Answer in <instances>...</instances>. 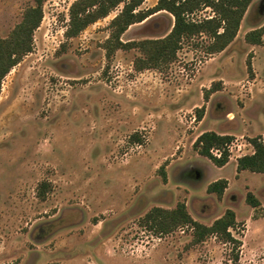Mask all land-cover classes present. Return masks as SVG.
<instances>
[{
	"label": "rangeland",
	"instance_id": "rangeland-1",
	"mask_svg": "<svg viewBox=\"0 0 264 264\" xmlns=\"http://www.w3.org/2000/svg\"><path fill=\"white\" fill-rule=\"evenodd\" d=\"M74 1L45 0L33 52L3 82L0 264H264V173L237 170L238 159L255 151L251 140L264 141V38L262 45L245 39L264 26V3L251 19L261 0L253 2L223 52L209 54L201 34L185 40L170 65L137 71L139 49L118 50L109 61L103 48L123 6L67 40ZM34 4L0 0V38ZM213 16L204 8L192 18ZM173 25L169 13L158 12L122 39L163 38ZM215 83L221 90L206 101ZM206 131L234 137L226 166L195 148ZM188 166L206 174L185 182L180 174ZM222 178L229 187L220 199L207 188ZM249 192L261 206L246 201ZM180 202L205 225L232 209L241 245L216 235L195 243L191 227L161 233L145 221L154 207Z\"/></svg>",
	"mask_w": 264,
	"mask_h": 264
},
{
	"label": "trees",
	"instance_id": "trees-1",
	"mask_svg": "<svg viewBox=\"0 0 264 264\" xmlns=\"http://www.w3.org/2000/svg\"><path fill=\"white\" fill-rule=\"evenodd\" d=\"M147 0H76L69 9V21L65 31L67 40L78 37L90 25L108 17L113 11L123 6L120 12L109 24L110 36L103 45L106 57L110 61L118 50L139 49L142 57L135 61L137 71L157 69L170 65L178 57L183 42L201 34L209 38L206 50L209 54H217L226 50L237 38L242 21L255 0H158L150 9H140ZM45 0H35L28 7L22 20L15 26L7 38H0V95L3 82L11 70L23 58L34 50V34L44 18ZM264 0L256 4L251 11V19L257 18L262 11ZM204 8H211L213 17L194 19L192 16ZM167 12L174 18V25L168 35L158 39L124 42L122 36L130 26L141 23L158 12ZM260 22L255 20L256 25ZM260 24V23H259ZM264 26L253 29L246 34V41L252 45H262ZM65 47V44L63 45ZM221 90V84H214L205 92V100L210 95ZM206 107L198 109V118L204 116ZM234 137L229 134H219L206 131L201 134L195 148L199 153L209 158L217 167L226 166L231 157L229 146ZM255 149L253 154H247L238 159V172L250 171L264 173V141L261 137L251 140ZM216 152V153H215ZM217 152L219 155H217ZM202 172H201V171ZM201 168L188 166L181 172L180 178L193 183L204 176ZM44 186V185H43ZM229 187L225 178L209 184L207 191L222 198ZM44 187L41 194L44 196ZM246 201L254 208L261 206L260 199L249 192ZM147 223H152L161 233H170L183 227H191L195 243H202L208 237L216 235L225 243L241 245L231 231L237 225L236 213L228 209L223 216L216 219L212 225H205L195 220L189 213L186 203L180 202L173 209L154 207L144 217ZM239 260V254L235 256Z\"/></svg>",
	"mask_w": 264,
	"mask_h": 264
},
{
	"label": "crops",
	"instance_id": "crops-1",
	"mask_svg": "<svg viewBox=\"0 0 264 264\" xmlns=\"http://www.w3.org/2000/svg\"><path fill=\"white\" fill-rule=\"evenodd\" d=\"M219 134H225V133H219ZM227 134H229V133H227ZM229 135H231V134H229Z\"/></svg>",
	"mask_w": 264,
	"mask_h": 264
},
{
	"label": "built area",
	"instance_id": "built-area-1",
	"mask_svg": "<svg viewBox=\"0 0 264 264\" xmlns=\"http://www.w3.org/2000/svg\"><path fill=\"white\" fill-rule=\"evenodd\" d=\"M217 155H219L218 152H217Z\"/></svg>",
	"mask_w": 264,
	"mask_h": 264
}]
</instances>
